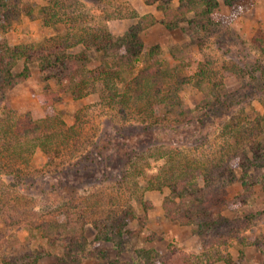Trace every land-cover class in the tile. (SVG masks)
Returning a JSON list of instances; mask_svg holds the SVG:
<instances>
[{"label":"rangeland","instance_id":"obj_1","mask_svg":"<svg viewBox=\"0 0 264 264\" xmlns=\"http://www.w3.org/2000/svg\"><path fill=\"white\" fill-rule=\"evenodd\" d=\"M218 2L222 30L192 35L185 23L183 31L159 23L158 0H0V49L64 35L74 30L72 22L77 32L105 28L118 36L138 16L151 14L157 21L140 34L143 50L158 45L157 56L172 77L161 89L173 103L165 122L184 130L171 134L159 125L163 121L145 129L134 113L126 115L97 91L74 98L36 61L21 58L9 73L0 69V118L9 110L31 120L57 114L72 135L67 147L49 156L36 148L30 156V182L17 189V202L36 212L39 227H5L0 217V264H170L172 248L177 264H226L222 257L232 264H264V190L258 181L249 189L238 179L224 185L227 203L216 211L225 223L199 231L195 210L185 208L177 218L165 214L180 202L171 203L169 188L161 184L165 158L145 150L162 146L167 153L164 147L171 145L179 161H208L225 146L221 124L230 116L254 132L264 150V21L256 18L261 10L257 0L233 9ZM86 55L90 68L108 59L104 51ZM24 66L27 72L20 75ZM132 76L123 73L121 80ZM249 172L258 180L264 166ZM240 195L244 202L236 201ZM192 202L183 199L189 208ZM45 219L51 223L41 225Z\"/></svg>","mask_w":264,"mask_h":264},{"label":"trees","instance_id":"obj_2","mask_svg":"<svg viewBox=\"0 0 264 264\" xmlns=\"http://www.w3.org/2000/svg\"><path fill=\"white\" fill-rule=\"evenodd\" d=\"M221 1L233 9L247 0ZM218 4V0H158L157 7L162 11L159 23L168 30L181 31L185 30L182 27L185 23L190 27L192 35L199 31L210 35L216 30H222L219 25L225 19L216 11ZM131 17H137L135 11H132ZM156 21L151 14L140 15L136 23L118 36L111 35L105 28H99L95 33L77 32L74 31L75 22H72L74 30L69 28L68 33L48 37L40 44L19 43L1 46L0 69L9 73V69L21 58L24 62L36 61L41 72L55 73L60 89L70 91L74 98L97 91L103 100L124 111L126 115L134 113L133 119L146 125L145 129L153 128L157 122L163 121L159 125L167 126L166 131L169 133H183V127L180 129V126L174 124L169 126V123L165 122L171 114L173 103L168 101V95H164L161 89L163 86L167 87L166 79L172 77L162 67V62L157 56L159 47L152 45L144 51L140 39V34ZM79 44L81 50H69ZM90 50L104 51L108 59L90 68L84 64L86 52ZM139 62L141 65L138 67ZM26 72L27 66H24L20 75H25ZM123 73H133V76L127 81L121 80ZM118 82L123 85L119 86ZM61 124L57 114L31 120L29 117L17 116L9 110L6 118H0V172L4 174L3 178L0 177V217L5 227L19 222L27 227H39L40 222L35 219L36 212L30 207H22L21 203L17 202V189L25 190V183L30 182L31 168L28 167V161L36 148L42 149L49 156L57 149L67 147L72 135L67 134L66 131L70 129H63ZM221 125V131L226 135L225 146L221 147L218 156L205 162L182 158L179 161L174 157L178 153L171 145L164 147L170 150L167 153L161 150L162 146L145 149L149 157L165 158L159 166V174L165 173L161 184L169 188L171 203L174 204L175 200L180 202L176 204L175 212L168 211L164 206L165 214L177 218L176 212L183 217V214H180L183 209L195 210L199 231H211L225 223L216 211V208H222L227 203L224 198V185L238 179L244 189H249L255 180L264 190V177L251 180L249 172L255 167L264 166V150L260 149L256 135L231 116ZM61 165L63 168L64 165ZM159 174L155 179H159ZM194 178L198 181L193 182ZM183 199L193 201L190 208L183 203ZM236 201L244 202V196L240 195ZM63 206V214L69 219V208L66 204ZM49 213L47 211L46 215ZM43 221L41 225L51 223L49 219ZM58 234L61 233L57 230L54 235L57 237ZM217 236L221 237V234L218 233ZM169 256L170 264H177L178 255L175 248L170 249ZM222 259L226 264H232L228 257Z\"/></svg>","mask_w":264,"mask_h":264},{"label":"crops","instance_id":"obj_3","mask_svg":"<svg viewBox=\"0 0 264 264\" xmlns=\"http://www.w3.org/2000/svg\"><path fill=\"white\" fill-rule=\"evenodd\" d=\"M258 1V8H260V12L257 13L256 18L257 20H263L264 21V0H257Z\"/></svg>","mask_w":264,"mask_h":264}]
</instances>
